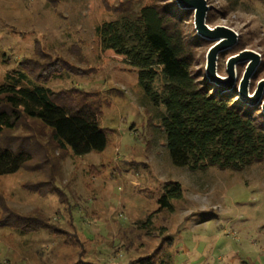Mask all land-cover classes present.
Returning a JSON list of instances; mask_svg holds the SVG:
<instances>
[{
    "label": "rangeland",
    "instance_id": "374dc122",
    "mask_svg": "<svg viewBox=\"0 0 264 264\" xmlns=\"http://www.w3.org/2000/svg\"><path fill=\"white\" fill-rule=\"evenodd\" d=\"M120 1L125 0H0V83L22 56L39 48V63L49 61L48 70L59 69L46 85L59 90L75 84L90 91L92 101L103 99L99 120L108 137L102 151L74 155L53 149L46 142L47 130L44 136L38 130L36 149L29 147L36 153L30 164L0 175V264H73L80 259L126 264L147 254L169 264H264L262 165L189 169L171 162L156 109L138 85L137 69L99 46L95 26L116 16ZM206 2L208 26L230 27L238 38L218 52L219 75H226L228 57L245 49L259 54L247 86L252 94L264 78V0ZM183 22L188 36L200 37L192 10ZM202 39L194 40L193 68L206 77V53L213 42ZM245 66L235 63V93ZM263 100L264 87L254 104L257 111L262 112ZM27 132L22 125L15 131L19 142ZM45 155L48 162L41 168ZM51 173L57 193L39 194L37 182L48 184ZM168 181L178 182L182 193L170 199L172 210L157 202ZM28 212L44 216L42 224L61 232L49 234L36 226L23 233L4 218ZM148 212L153 213L150 223H134Z\"/></svg>",
    "mask_w": 264,
    "mask_h": 264
},
{
    "label": "trees",
    "instance_id": "16d2710c",
    "mask_svg": "<svg viewBox=\"0 0 264 264\" xmlns=\"http://www.w3.org/2000/svg\"><path fill=\"white\" fill-rule=\"evenodd\" d=\"M133 1H120L117 15L97 24L95 33L101 49L114 51L137 69L138 85L156 109L171 162L189 169H241L257 162L264 169V114L242 101L233 88L220 92L203 71L193 68L197 64L194 40H204L185 33L183 18L188 10L179 8L175 0ZM40 51L22 56L18 68L6 72L0 83V175L30 164L36 156L39 129L42 136L47 130L46 142L53 149L74 155L100 152L108 142L107 130L99 120L103 99L92 101V93L75 84L59 90L46 85L59 69L48 70L49 61L39 63ZM21 125L28 126V132L19 142L15 131ZM45 162L46 155L41 168ZM52 177L51 173L46 185L37 182L39 194L57 193ZM181 194L179 183L168 181L157 198L159 208L172 210L170 199ZM67 208L73 218L72 207ZM152 214L134 223L148 224ZM5 215L23 233L36 226L49 234L61 232L49 223L42 224L40 214L35 217L28 212L11 220H7L10 214ZM73 264L87 262L80 259ZM126 264L169 263L147 254Z\"/></svg>",
    "mask_w": 264,
    "mask_h": 264
},
{
    "label": "water",
    "instance_id": "95a60500",
    "mask_svg": "<svg viewBox=\"0 0 264 264\" xmlns=\"http://www.w3.org/2000/svg\"><path fill=\"white\" fill-rule=\"evenodd\" d=\"M181 9L193 11V24L196 33L205 39L212 41L208 48L205 62V75L211 85H215L220 92H225L233 86L235 80V63L246 62L245 70L239 79L237 93L238 97L249 105H254L260 100L264 87V78L258 81L256 89L252 94L248 93L247 86L254 68L259 63V54L245 49L239 53L228 57L225 66L226 75H219L216 71V58L218 52L236 44L237 33L230 27L216 25L209 27L205 21L209 5L206 0H175ZM261 110L264 113V100L261 102Z\"/></svg>",
    "mask_w": 264,
    "mask_h": 264
}]
</instances>
